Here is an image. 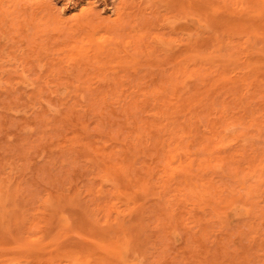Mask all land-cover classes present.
Wrapping results in <instances>:
<instances>
[{
	"label": "rangeland",
	"instance_id": "obj_1",
	"mask_svg": "<svg viewBox=\"0 0 264 264\" xmlns=\"http://www.w3.org/2000/svg\"><path fill=\"white\" fill-rule=\"evenodd\" d=\"M0 264H264V0H0Z\"/></svg>",
	"mask_w": 264,
	"mask_h": 264
},
{
	"label": "bare ground",
	"instance_id": "obj_2",
	"mask_svg": "<svg viewBox=\"0 0 264 264\" xmlns=\"http://www.w3.org/2000/svg\"><path fill=\"white\" fill-rule=\"evenodd\" d=\"M192 23V22H191Z\"/></svg>",
	"mask_w": 264,
	"mask_h": 264
}]
</instances>
